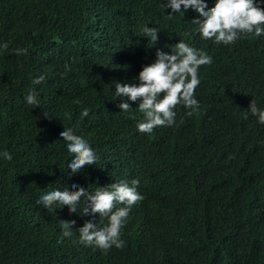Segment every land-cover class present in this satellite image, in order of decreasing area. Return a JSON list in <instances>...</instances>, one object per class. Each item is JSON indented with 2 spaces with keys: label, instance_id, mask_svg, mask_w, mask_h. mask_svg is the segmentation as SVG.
Masks as SVG:
<instances>
[{
  "label": "trees",
  "instance_id": "1",
  "mask_svg": "<svg viewBox=\"0 0 264 264\" xmlns=\"http://www.w3.org/2000/svg\"><path fill=\"white\" fill-rule=\"evenodd\" d=\"M164 4L0 0V264H264V125L248 111L251 100L264 109V35L217 44L191 23L194 10L169 18ZM145 26L159 28L152 46ZM179 41L212 57L199 69V109L187 116L178 105L174 125L140 133L138 101L115 99V82L138 84L156 50ZM41 75L46 82L33 84ZM33 90L41 106L27 104ZM121 100L132 109L120 111ZM65 127L97 164L69 175ZM132 179L143 199L121 230L123 249L79 242L76 230L98 215L36 203L73 183L94 192ZM59 220L76 221L62 243Z\"/></svg>",
  "mask_w": 264,
  "mask_h": 264
},
{
  "label": "clouds",
  "instance_id": "2",
  "mask_svg": "<svg viewBox=\"0 0 264 264\" xmlns=\"http://www.w3.org/2000/svg\"><path fill=\"white\" fill-rule=\"evenodd\" d=\"M183 6V7H182ZM171 9L169 18L173 13H183L189 9L194 10L198 16L191 23L199 26V33L205 40H213L217 44L231 45L250 35L260 37L264 35V8L259 6L258 0H215L212 7H208L205 0H166L164 8ZM202 17L203 19H200ZM158 27L145 26L142 36L149 38L151 46L158 40ZM8 48L7 43L3 45ZM173 47L175 51H173ZM172 47L171 53L157 49L153 62L142 66L136 79L138 84L115 82V99L127 97L132 102L138 101L139 111L144 120L137 125L140 133L151 134L155 128L172 126L175 123L176 107L182 105L189 109L187 116H192L199 109V101L195 98V89L200 84L199 69L203 65H210L212 57L204 51L193 48L179 41ZM26 48L13 50L15 55L27 54ZM65 69L70 70L65 64ZM46 82L44 75L34 79L33 84ZM114 99V100H115ZM25 100L33 107L41 106L35 90L30 92ZM120 111L132 109L124 100L117 105ZM32 107V108H33ZM251 115L257 122L264 125V109L257 107L254 100L248 106ZM48 116V113H44ZM89 114L87 108L81 112L82 117ZM60 137L66 142L68 152L72 159L66 169L69 175L81 172L86 166L98 163L99 157L89 142L80 135H76L71 127H65ZM3 158L11 160L10 153H2ZM139 179H132L130 183L121 181L112 183L108 187L97 186L94 192L73 183L63 191L52 190L36 201L37 205L54 210L66 206L69 213L80 216L99 217L85 220L83 226L78 228L79 242L85 246H94L104 252L115 247L123 249L125 241L121 238V230L125 226L132 206L143 199L138 192ZM69 187L75 189L70 191ZM81 202L83 207L81 208ZM123 205V206H119ZM62 229V243L64 237H71L74 233L75 220H59Z\"/></svg>",
  "mask_w": 264,
  "mask_h": 264
}]
</instances>
